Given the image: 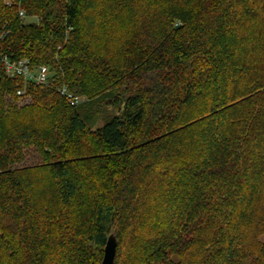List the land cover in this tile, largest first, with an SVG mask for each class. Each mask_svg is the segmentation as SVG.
Here are the masks:
<instances>
[{
    "label": "trees",
    "instance_id": "trees-1",
    "mask_svg": "<svg viewBox=\"0 0 264 264\" xmlns=\"http://www.w3.org/2000/svg\"><path fill=\"white\" fill-rule=\"evenodd\" d=\"M0 46L53 74L0 75V264H264V0H0Z\"/></svg>",
    "mask_w": 264,
    "mask_h": 264
},
{
    "label": "built area",
    "instance_id": "built-area-1",
    "mask_svg": "<svg viewBox=\"0 0 264 264\" xmlns=\"http://www.w3.org/2000/svg\"><path fill=\"white\" fill-rule=\"evenodd\" d=\"M19 17L23 20L27 19L24 11H20ZM1 72L10 79L22 77L26 84L33 83L38 86L50 84L53 75L46 66L34 67L27 59L16 60L10 55L3 54L0 46V75ZM59 92L71 106H77L85 101V98L75 97L66 87L61 88ZM17 95L23 96L24 90L18 91Z\"/></svg>",
    "mask_w": 264,
    "mask_h": 264
},
{
    "label": "rangeland",
    "instance_id": "rangeland-1",
    "mask_svg": "<svg viewBox=\"0 0 264 264\" xmlns=\"http://www.w3.org/2000/svg\"><path fill=\"white\" fill-rule=\"evenodd\" d=\"M28 23H35L36 20L34 18H28L26 19ZM31 99L29 97H25L23 99H21L19 101L18 104H20V106H23L25 104L30 103ZM116 111L110 107H103L101 108L98 113L95 115V119L94 121L89 125V127L94 131L97 128H100L103 126V124L109 120L110 118H112L115 115ZM41 163V159L40 156L38 154V152L36 151V149L34 148H30L27 151L26 154V161H25V165L31 166V165H36ZM124 257V256H123Z\"/></svg>",
    "mask_w": 264,
    "mask_h": 264
},
{
    "label": "water",
    "instance_id": "water-1",
    "mask_svg": "<svg viewBox=\"0 0 264 264\" xmlns=\"http://www.w3.org/2000/svg\"><path fill=\"white\" fill-rule=\"evenodd\" d=\"M116 249H117V238H116V234L112 233L107 240L102 264H114Z\"/></svg>",
    "mask_w": 264,
    "mask_h": 264
}]
</instances>
